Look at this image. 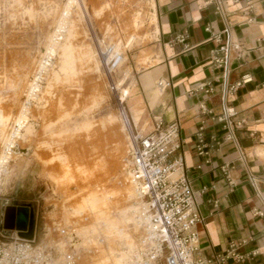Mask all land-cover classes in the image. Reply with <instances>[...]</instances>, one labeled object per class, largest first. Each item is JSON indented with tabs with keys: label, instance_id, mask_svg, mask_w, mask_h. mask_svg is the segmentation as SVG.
I'll list each match as a JSON object with an SVG mask.
<instances>
[{
	"label": "rangeland",
	"instance_id": "rangeland-1",
	"mask_svg": "<svg viewBox=\"0 0 264 264\" xmlns=\"http://www.w3.org/2000/svg\"><path fill=\"white\" fill-rule=\"evenodd\" d=\"M151 1L79 0L58 62L28 108L26 125L31 124L21 132L8 174L1 175L0 222L6 206L27 207L30 237L52 247V264H63L62 229L75 228L83 241L100 242L90 243L91 251L76 264H125L137 247L141 230L130 212L124 160L128 127L148 130L133 123L125 100L121 114L118 95L156 62ZM65 2L0 0V111L6 116L0 152ZM95 38L121 46L118 94L104 76Z\"/></svg>",
	"mask_w": 264,
	"mask_h": 264
},
{
	"label": "crops",
	"instance_id": "crops-1",
	"mask_svg": "<svg viewBox=\"0 0 264 264\" xmlns=\"http://www.w3.org/2000/svg\"><path fill=\"white\" fill-rule=\"evenodd\" d=\"M218 1L220 10L211 0L151 1L156 62L137 73L124 98L135 125L149 131L155 116L179 124L178 152L203 217L198 254L233 244L241 255L256 254L224 264H264V0ZM228 39L239 51L231 55L226 86L250 78L225 95L234 111L229 125L218 119L222 70L210 63L211 50ZM160 79L169 82L162 91Z\"/></svg>",
	"mask_w": 264,
	"mask_h": 264
},
{
	"label": "built area",
	"instance_id": "built-area-1",
	"mask_svg": "<svg viewBox=\"0 0 264 264\" xmlns=\"http://www.w3.org/2000/svg\"><path fill=\"white\" fill-rule=\"evenodd\" d=\"M211 1H215L217 9L220 10L219 1ZM74 11L75 7H70L68 14L63 11L64 20H70ZM67 29V24H59L53 28L51 39L54 44L64 41ZM95 41L97 58L104 76L110 89L118 94V87L122 81L117 80L119 77L116 78V71L123 60L121 46L117 49L114 43L105 39L95 38ZM238 51L239 45L228 39L219 48L211 50L210 54L211 65L222 70L221 114L218 119L228 125L234 111L227 105L225 95L250 80L249 77H243L234 85L226 86L231 55ZM55 58V54L46 49L42 53L30 82L37 84L39 90L34 92L30 103L38 96L42 83L54 66ZM156 86L162 91L169 86V82L160 79ZM118 101L121 114L125 117L124 100L120 99V95ZM29 106L30 104L27 107L25 121L20 123L22 126L27 124ZM18 128L19 124L14 122L7 137L13 141L10 147L11 154L15 152L20 133L24 129L22 127L15 135ZM127 131L129 142L124 161L128 183L135 190L140 202L136 223L141 230L131 264H159L161 259L164 264H224L229 259L243 261L256 254V251H252L249 256L241 255L235 252L233 244L223 253L209 257L198 254L197 225L203 217L197 209L195 194L185 175L183 157L178 152L180 146L178 122L164 123L160 117L155 116L149 131L134 132L130 126ZM197 137L196 149L200 154L205 153L201 131L197 133ZM249 179L254 181L252 176ZM228 183L232 184V181L229 180ZM61 233L66 235L61 241L63 246L60 250L63 264H76L83 252L91 251L92 248H88L90 243L81 245L75 228L69 233L62 229ZM51 248L48 244H37L34 236H25L15 229L4 228L0 222V264H52Z\"/></svg>",
	"mask_w": 264,
	"mask_h": 264
},
{
	"label": "bare ground",
	"instance_id": "bare-ground-1",
	"mask_svg": "<svg viewBox=\"0 0 264 264\" xmlns=\"http://www.w3.org/2000/svg\"><path fill=\"white\" fill-rule=\"evenodd\" d=\"M78 2H79V0H66V2L64 3V5L62 6V8L60 10V13H59V16H58V18L56 20V23L54 24V27L59 25V24H67L68 29H67V35H66L65 40L63 42H61V43L54 44L52 39H51L52 34H50L49 41H48V44L45 47V49L50 51V52H52V53H54L55 56H56L54 66L51 68V72L55 68L56 63L58 62L59 48L64 43H66V41L68 39V34L70 33V30H71L72 18L70 20H68V21L67 20L65 21L63 16H62V12L66 11V14H68L67 13L68 9L70 7H75V11L74 12L76 13L77 8H78ZM82 3L83 2H80V5H83ZM126 42L127 43H126L125 46L127 47L131 43V39H128ZM114 45H115V48H117V49L120 48L119 44H114ZM126 87L129 88L130 86L126 85V86H124L122 88H126ZM122 88L121 89L119 88L120 89V99L121 100H125L126 97L123 98V96H122ZM38 90H39V86L37 84L32 83V84L28 85V88L26 90V95H25L26 99L22 102L21 107L19 109V112H18L17 116L14 119V122L16 124H19V128L16 130L15 135H17L19 133V131H20V129L22 127L24 128V133H25V130L31 124V123H29L28 125L25 124V125L22 126V124H20V123H23L25 121V119H26V117H25L26 116V111H27L28 105L30 104V99L33 98V95H35L34 92L38 91ZM157 90L160 91L159 89H157ZM5 118H6V116L4 115V113L2 114V112L0 111V126H3ZM26 123H28V121H26ZM24 133L23 134L20 133V134L24 135ZM32 135H28V136L30 137ZM12 144H13V141L10 140V138H8V139L6 138L4 140V143H3L4 150H2L0 152V175H1L2 172L5 173V174H8L7 163L9 162V159L12 157V154L10 152L11 151L10 147H12ZM23 152H25V150ZM130 199H131L130 212H131V215H132V218H133V221H134L135 225L138 227V225L136 223V217H137V212H138V210L140 208V202L137 199V194H136L135 190L133 188H131V187H130ZM80 240H81L80 241L81 245H87L88 243H91L89 241H83L82 239H80ZM135 250H134V252H133V254L131 256V259H129L128 262H126L125 264H131L132 259L134 257Z\"/></svg>",
	"mask_w": 264,
	"mask_h": 264
},
{
	"label": "water",
	"instance_id": "water-1",
	"mask_svg": "<svg viewBox=\"0 0 264 264\" xmlns=\"http://www.w3.org/2000/svg\"><path fill=\"white\" fill-rule=\"evenodd\" d=\"M2 225L6 229H15L25 236H30L32 217L29 209L24 206H6L2 214Z\"/></svg>",
	"mask_w": 264,
	"mask_h": 264
}]
</instances>
